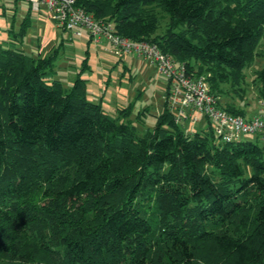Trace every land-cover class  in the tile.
Listing matches in <instances>:
<instances>
[{"label": "trees", "instance_id": "1", "mask_svg": "<svg viewBox=\"0 0 264 264\" xmlns=\"http://www.w3.org/2000/svg\"><path fill=\"white\" fill-rule=\"evenodd\" d=\"M75 6L204 76L217 98L262 56L264 103V0ZM56 52L0 45V264H264L263 147L222 143L210 126L186 133L167 85L153 129L139 136L87 101L79 74L68 92L51 78Z\"/></svg>", "mask_w": 264, "mask_h": 264}, {"label": "rangeland", "instance_id": "2", "mask_svg": "<svg viewBox=\"0 0 264 264\" xmlns=\"http://www.w3.org/2000/svg\"><path fill=\"white\" fill-rule=\"evenodd\" d=\"M26 17L28 19L22 25ZM166 21L163 16L158 33L163 31ZM262 44L259 52L263 50ZM0 45L21 48L34 58H44L56 49L51 78L59 80L63 90L68 92L79 74L86 80L87 101L100 104L107 115L130 124L139 136L153 129L156 116L161 113L166 81L149 60L124 54L106 40L95 45L89 42L85 32L80 38L75 37L55 25L52 13L45 6L34 11L26 0H0ZM262 66L263 57L257 55L244 71L245 83L221 85L222 91L217 98L220 106L232 105L242 110L247 119L262 112L264 105L259 98L260 83L257 80ZM124 109L127 114L120 112ZM196 117L198 121L205 119L202 114ZM201 123L204 124L203 131L213 127L207 121L194 125L184 123L180 127L186 133H202L199 131ZM240 138L256 142L253 135ZM258 145L264 149V143Z\"/></svg>", "mask_w": 264, "mask_h": 264}, {"label": "built area", "instance_id": "3", "mask_svg": "<svg viewBox=\"0 0 264 264\" xmlns=\"http://www.w3.org/2000/svg\"><path fill=\"white\" fill-rule=\"evenodd\" d=\"M26 1L34 11L45 6L52 13L55 25L77 38L85 32L95 44L104 39L124 54L149 60L166 81L168 105L177 124L187 122L194 125L198 121L196 115L202 114L213 125L214 136L222 143L237 141L243 135H259L264 143V110L251 119L226 112L218 106L217 97L204 76H193L184 65L175 63L154 45L132 42L116 35L110 23L95 21L75 6V0Z\"/></svg>", "mask_w": 264, "mask_h": 264}, {"label": "crops", "instance_id": "4", "mask_svg": "<svg viewBox=\"0 0 264 264\" xmlns=\"http://www.w3.org/2000/svg\"><path fill=\"white\" fill-rule=\"evenodd\" d=\"M21 13H24V12H21ZM22 15V14H21ZM88 36V35H87ZM88 40H89V42H92L91 41V39L89 38V36H88ZM102 41H104V39H102V40H100L98 43H94L95 45H97V44H99L100 42H102ZM218 103H219V101H218ZM220 104V103H219ZM256 114H254L253 116H255ZM253 116H251L250 118H248V119H251ZM244 118H245V116H244ZM247 119V118H246ZM198 120V119H197ZM201 121H207V120H201ZM201 121H197V123L198 122H201ZM208 122V121H207ZM197 123H195V124H197ZM203 125V126H202ZM202 129H204V124L203 123H201V125L199 124V131H203ZM253 137H254V139L256 140V142H257V144H259V143H261V144H263L262 143V141H261V138H260V136L259 135H253ZM240 141H241V138L239 139ZM243 141V140H242ZM259 142V143H258Z\"/></svg>", "mask_w": 264, "mask_h": 264}]
</instances>
